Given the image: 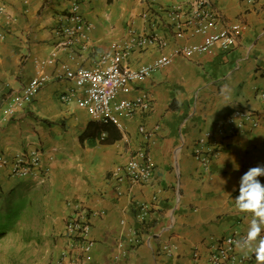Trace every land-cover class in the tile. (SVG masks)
Returning a JSON list of instances; mask_svg holds the SVG:
<instances>
[{
  "label": "crops",
  "instance_id": "crops-1",
  "mask_svg": "<svg viewBox=\"0 0 264 264\" xmlns=\"http://www.w3.org/2000/svg\"><path fill=\"white\" fill-rule=\"evenodd\" d=\"M153 1L188 0H81L79 14L90 26L88 42L85 48L63 50L54 30L69 0H0V153L8 160L31 148L40 154L26 177L12 176L10 162L0 165V214L15 200L37 193L43 215L40 248L52 254V264L62 253L68 256L61 264L79 257L65 235L66 219L77 205L91 214L87 236L93 264H206L211 238L247 234L252 215L236 207L235 197L239 177L264 162V0H210L223 21L241 23L237 42L186 57L174 56L176 48L205 36L176 37L157 18L155 32L164 38V47L133 50L123 65L137 69L162 56L170 64L120 91L118 99L149 102L147 110L131 116L120 112V127L95 120L81 102L83 88L58 77L61 63L71 70L92 67L129 28L146 30L142 13ZM33 80L38 90L24 96ZM70 91L68 100L60 98ZM240 108L254 112L255 126L245 122L238 131L215 130ZM85 131L94 137L81 140ZM199 139L217 150L207 170L193 156ZM141 148L151 156L152 179L115 182L113 176ZM236 163L239 171H233ZM143 204L150 210L141 223ZM237 249L244 264H258L247 247Z\"/></svg>",
  "mask_w": 264,
  "mask_h": 264
},
{
  "label": "built area",
  "instance_id": "built-area-1",
  "mask_svg": "<svg viewBox=\"0 0 264 264\" xmlns=\"http://www.w3.org/2000/svg\"><path fill=\"white\" fill-rule=\"evenodd\" d=\"M81 0H69L64 14L55 25V34L61 38L58 42V49H70L72 46L85 48L87 41V31L89 25L79 14ZM152 7H147L142 13V17L147 24L146 30L137 31L129 28L125 38L115 40L101 55L99 63L86 68L80 66L76 70H71L66 63L59 65L58 77L71 80L76 87L83 88L84 95L81 102L90 108L95 120L101 122H111L118 127L121 124L117 115L124 112L126 116H131L137 110H147L149 102L147 100L132 101L118 99L117 96L124 87L133 81H137L146 76L155 68L170 64V58L162 56L154 63L143 65L140 68L132 69L123 65L128 54L133 50L146 48L148 45L156 44L164 47L165 41L162 36L155 32L157 18L159 26L172 31L174 36L182 37L188 33L190 36L204 35L205 39L197 43L184 44L176 48L174 56L186 57L196 53H205L211 47L219 44L222 48H230L237 42L241 32V23L223 21L222 14L210 0H188L184 3L163 5L153 1ZM1 12V8H0ZM75 49H79V48ZM53 59L48 62L52 63ZM0 83V90H1ZM39 88V82L33 80L24 89V96L34 94ZM71 91L61 95L62 100L70 98ZM261 98L264 99V93ZM250 122L255 126L254 112L248 108H240L226 115L219 121L215 130L219 133L225 128L228 130H239ZM216 147L207 139H199L195 142L193 156L200 162L205 170L216 157ZM40 154L36 148H31L26 152L15 154L11 160L0 153V165L10 164V174L12 176L26 177L32 175L35 167L39 164ZM154 166L151 156L146 149L141 148L135 157L121 169L115 177V182L124 179L130 183H147L153 177ZM150 210L149 204H143L140 208L138 219L144 223ZM85 209L75 206L68 215L65 223V235L70 242V247L79 256L70 261V264H93L91 262L90 249L92 241L87 234L90 228L89 216ZM138 231L132 232L137 236ZM246 234H228L209 240V253L206 264H244L245 257L237 254V247L246 248L241 242ZM171 250V247H165ZM66 253L61 254L62 260L67 257ZM197 258V253L192 254Z\"/></svg>",
  "mask_w": 264,
  "mask_h": 264
},
{
  "label": "rangeland",
  "instance_id": "rangeland-1",
  "mask_svg": "<svg viewBox=\"0 0 264 264\" xmlns=\"http://www.w3.org/2000/svg\"><path fill=\"white\" fill-rule=\"evenodd\" d=\"M41 206L38 194L30 193L0 214V264H52V254L40 248Z\"/></svg>",
  "mask_w": 264,
  "mask_h": 264
},
{
  "label": "clouds",
  "instance_id": "clouds-1",
  "mask_svg": "<svg viewBox=\"0 0 264 264\" xmlns=\"http://www.w3.org/2000/svg\"><path fill=\"white\" fill-rule=\"evenodd\" d=\"M240 165H233V171H239ZM264 162H258L244 172L238 180L236 207L243 213H250L252 220L247 234L239 243L247 246L248 254L254 255L258 264H264ZM236 186L233 191H236Z\"/></svg>",
  "mask_w": 264,
  "mask_h": 264
},
{
  "label": "trees",
  "instance_id": "trees-1",
  "mask_svg": "<svg viewBox=\"0 0 264 264\" xmlns=\"http://www.w3.org/2000/svg\"><path fill=\"white\" fill-rule=\"evenodd\" d=\"M105 124H109V122H102V125H105ZM101 126V124H100ZM101 129V128H100ZM94 136H89L86 131L81 135L80 139L83 140V139H89V138H93ZM0 235H2V232H0Z\"/></svg>",
  "mask_w": 264,
  "mask_h": 264
}]
</instances>
